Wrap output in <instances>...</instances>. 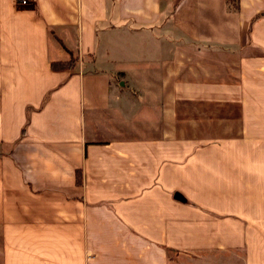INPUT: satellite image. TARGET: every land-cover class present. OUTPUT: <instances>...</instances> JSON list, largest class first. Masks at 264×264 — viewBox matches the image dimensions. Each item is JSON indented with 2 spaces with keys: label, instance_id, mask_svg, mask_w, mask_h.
Segmentation results:
<instances>
[{
  "label": "crops",
  "instance_id": "obj_1",
  "mask_svg": "<svg viewBox=\"0 0 264 264\" xmlns=\"http://www.w3.org/2000/svg\"><path fill=\"white\" fill-rule=\"evenodd\" d=\"M237 3L0 0V264H264V0Z\"/></svg>",
  "mask_w": 264,
  "mask_h": 264
},
{
  "label": "trees",
  "instance_id": "obj_2",
  "mask_svg": "<svg viewBox=\"0 0 264 264\" xmlns=\"http://www.w3.org/2000/svg\"><path fill=\"white\" fill-rule=\"evenodd\" d=\"M227 2V6L233 10V11H236L238 9V3H237V0H226ZM69 63H65V64H59V65H56L57 67H62V68H65L68 65Z\"/></svg>",
  "mask_w": 264,
  "mask_h": 264
},
{
  "label": "built area",
  "instance_id": "obj_3",
  "mask_svg": "<svg viewBox=\"0 0 264 264\" xmlns=\"http://www.w3.org/2000/svg\"><path fill=\"white\" fill-rule=\"evenodd\" d=\"M31 0H16V2L19 4V5H26L30 2Z\"/></svg>",
  "mask_w": 264,
  "mask_h": 264
}]
</instances>
